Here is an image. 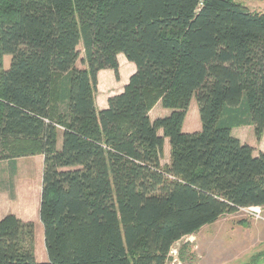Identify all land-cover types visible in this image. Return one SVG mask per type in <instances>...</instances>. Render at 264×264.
<instances>
[{"label":"trees","instance_id":"1","mask_svg":"<svg viewBox=\"0 0 264 264\" xmlns=\"http://www.w3.org/2000/svg\"><path fill=\"white\" fill-rule=\"evenodd\" d=\"M199 1L0 0V161L44 156L48 255L9 215L0 264H165L183 238L264 207V153L232 136L264 134V13ZM120 54L136 73L98 111V73L119 76ZM194 99L202 130L187 134ZM158 102L171 114L152 121Z\"/></svg>","mask_w":264,"mask_h":264},{"label":"crops","instance_id":"2","mask_svg":"<svg viewBox=\"0 0 264 264\" xmlns=\"http://www.w3.org/2000/svg\"><path fill=\"white\" fill-rule=\"evenodd\" d=\"M119 76L113 70H102L98 73V90L105 95L97 101L98 111L108 108V101L113 96L124 92L130 78L136 73V65L128 61L125 55L118 56ZM155 113L150 111V118L155 121L170 116L171 111L164 109L161 102L157 105ZM154 114V115H153ZM202 130L196 100H192L184 125L183 131L193 134ZM163 137V131L159 132ZM232 136L242 144H247L254 149V156L264 153V136L261 142L256 138L254 127L251 125L235 127ZM62 134L58 138V147L62 146ZM171 147L168 139H165L163 165L170 163ZM9 169V174L3 177V170ZM44 156L36 155L8 160L0 163V221L9 215L16 216L23 222H32L35 225L36 241L43 247V252L38 254L37 243L35 244V256L39 262H47L48 255L45 247L44 226L40 218V208L43 189ZM40 247V248H41ZM256 264H264V258Z\"/></svg>","mask_w":264,"mask_h":264},{"label":"rangeland","instance_id":"3","mask_svg":"<svg viewBox=\"0 0 264 264\" xmlns=\"http://www.w3.org/2000/svg\"><path fill=\"white\" fill-rule=\"evenodd\" d=\"M238 1L253 11L264 13V0ZM1 61L3 67L8 68L11 58L4 56L0 58ZM104 95L97 87L96 104ZM156 105L152 108L153 113L156 111ZM262 137L258 140L256 135L259 142ZM2 173L3 177H6L9 169H4ZM256 208H258L257 213L240 210L235 214H225L215 223L183 238L173 246L171 250H175L176 253L172 256L168 255L165 264H256L264 258V207ZM36 243L40 254L43 252V247L38 240H35Z\"/></svg>","mask_w":264,"mask_h":264},{"label":"built area","instance_id":"4","mask_svg":"<svg viewBox=\"0 0 264 264\" xmlns=\"http://www.w3.org/2000/svg\"><path fill=\"white\" fill-rule=\"evenodd\" d=\"M204 2H205V0H200V1H199V8H201V7L204 5ZM257 209H258V208H256V207H252V208L241 209V210L251 211V212H253V213H257V211H256ZM175 253H176L175 250H171L169 256H172V255L175 254Z\"/></svg>","mask_w":264,"mask_h":264}]
</instances>
